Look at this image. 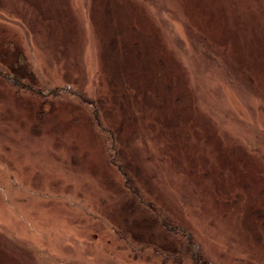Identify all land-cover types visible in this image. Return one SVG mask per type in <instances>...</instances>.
<instances>
[{"label": "rangeland", "instance_id": "1", "mask_svg": "<svg viewBox=\"0 0 264 264\" xmlns=\"http://www.w3.org/2000/svg\"><path fill=\"white\" fill-rule=\"evenodd\" d=\"M18 54L0 264H264V0H0Z\"/></svg>", "mask_w": 264, "mask_h": 264}, {"label": "trees", "instance_id": "2", "mask_svg": "<svg viewBox=\"0 0 264 264\" xmlns=\"http://www.w3.org/2000/svg\"><path fill=\"white\" fill-rule=\"evenodd\" d=\"M18 56H20V58L21 59H23V57L20 55V54H18L17 55V57H16V60H15V63H13V64H8V65H6L5 66V68L3 69V70H0V74H2L3 75V78L5 79V76H8L9 77V79H10V83L15 87V88H18V89H21L22 90V88L23 87H21V83L24 81V80H27L28 82L30 81V77L32 76V73H31V71L30 70H27L26 68H28V67H23V68H19L18 67V65L19 64H21L23 61L21 60V61H19V57ZM23 64V63H22ZM1 76V75H0ZM33 80V78L31 79V81ZM35 82V81H34ZM37 86V85H36ZM113 142V141H112ZM108 144V143H107ZM113 146H114V142H113ZM109 149H112V151H114L115 150V147L114 148H109ZM116 151V150H115ZM114 151V152H115ZM113 158H115L114 156L112 157V162L114 163L115 161H116V158L115 159H113ZM119 170L120 171H122L121 173H122V175H123V177L125 178L124 180H125V187H128V190L130 191V194L132 195V199L133 200H135V201H137V202H139L141 205H145L144 207H147L149 210H151V212H155V210H154V208H152L150 205H148L143 199H142V195H141V193H140V189L139 188H137V187H135L134 186V181H133V179L131 178V177H129V173H128V171L124 168V166L123 165H121V166H119ZM160 222H161V220H160ZM164 224V223H163ZM163 227H164V229H166V231H171V232H173V231H175V232H177L179 229L178 228H176V227H169V230H167V225H163ZM182 233V232H181ZM136 238H140V237H136ZM190 241H191V239H190ZM187 246H188V249H187V251L188 252H190L191 254H192V256H193V254H194V248H195V244H193V243H188L187 244ZM159 249V248H158ZM161 249H162V247H161ZM165 251H168V252H174V250H169V249H167V250H165Z\"/></svg>", "mask_w": 264, "mask_h": 264}]
</instances>
